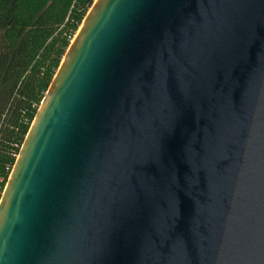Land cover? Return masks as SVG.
Masks as SVG:
<instances>
[{
	"label": "water",
	"instance_id": "1",
	"mask_svg": "<svg viewBox=\"0 0 264 264\" xmlns=\"http://www.w3.org/2000/svg\"><path fill=\"white\" fill-rule=\"evenodd\" d=\"M0 264H264V0H95L3 190Z\"/></svg>",
	"mask_w": 264,
	"mask_h": 264
},
{
	"label": "trees",
	"instance_id": "2",
	"mask_svg": "<svg viewBox=\"0 0 264 264\" xmlns=\"http://www.w3.org/2000/svg\"><path fill=\"white\" fill-rule=\"evenodd\" d=\"M95 0H0V198L16 156Z\"/></svg>",
	"mask_w": 264,
	"mask_h": 264
},
{
	"label": "rangeland",
	"instance_id": "3",
	"mask_svg": "<svg viewBox=\"0 0 264 264\" xmlns=\"http://www.w3.org/2000/svg\"><path fill=\"white\" fill-rule=\"evenodd\" d=\"M81 27V26H80ZM79 27V28H80ZM78 31H79V29H78ZM78 31H77V33H78ZM77 33L75 34V36L77 35ZM75 36H74V38H75ZM74 38H73V40H74ZM73 40L71 41V43L73 42ZM5 188V187H4ZM2 194H3V192H2ZM2 194H1V196H2ZM1 199V198H0Z\"/></svg>",
	"mask_w": 264,
	"mask_h": 264
},
{
	"label": "built area",
	"instance_id": "4",
	"mask_svg": "<svg viewBox=\"0 0 264 264\" xmlns=\"http://www.w3.org/2000/svg\"><path fill=\"white\" fill-rule=\"evenodd\" d=\"M16 158H17V156H16Z\"/></svg>",
	"mask_w": 264,
	"mask_h": 264
}]
</instances>
